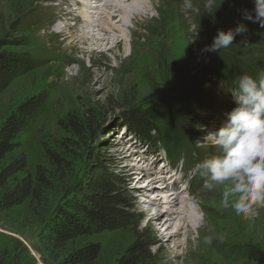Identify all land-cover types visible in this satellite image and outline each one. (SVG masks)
<instances>
[{
  "label": "rangeland",
  "instance_id": "374dc122",
  "mask_svg": "<svg viewBox=\"0 0 264 264\" xmlns=\"http://www.w3.org/2000/svg\"><path fill=\"white\" fill-rule=\"evenodd\" d=\"M71 1L0 0V40L15 41V45L6 49L24 53L32 61L31 68L0 93V127L28 97L40 93L48 96L39 116L19 137L20 147L12 155L25 154L28 169L35 174L38 165H46V149H56L60 140L72 137L80 141L78 157L73 161L74 173L69 179V184H73L87 169L89 151L102 150L106 166L121 176L127 189H135L130 192V198L134 211L142 214L141 228L156 232V245L152 248L154 259L148 264H259L248 252L264 253V208H258V214L252 219L238 217L230 205L225 206L221 202L218 190L203 188V180L192 172L196 163L219 152L211 144L198 147L195 142L225 122V114L235 107L231 94L233 88L226 89L221 80L211 78L206 101L195 114L199 123L195 128L179 130L181 149L172 160L165 157L159 147L161 143L155 142L157 138L139 142L122 120L157 101H173L187 81L201 76V71L207 66L221 61H229L227 67L232 65L231 71H241L242 75L258 77L264 73V28L244 20L242 15L243 9L251 11L254 8L253 0H218V4L222 3L212 14L204 13L202 0H194L198 13L185 11L183 0H148L151 7L146 15L140 14L127 23L134 30L133 43L131 32L127 30L123 43L105 55L97 51L92 54L76 51L74 56L83 61L84 68L74 60H52L44 53V35H47L44 41H51L53 30L61 28L65 22L75 28L81 26L79 19H68L73 17L69 15V10L73 9V6L69 8ZM127 4L131 2L127 1ZM239 23L246 24L248 30L236 35L233 45L217 53L202 52L206 45L212 43L217 29L227 31ZM63 38L59 36V39ZM88 111L94 113L99 129L79 140L64 125L69 116L82 118ZM151 134L155 136L154 131ZM123 147L127 152H123ZM137 158H143L145 170L138 169ZM171 172L178 175L177 185L190 186L189 192L184 190L182 194L184 198H191L193 203L190 202V206L202 202L212 208L207 210L212 224H219L220 210L227 208H224L228 212L227 229L220 238L222 243L217 244L218 247L211 246L210 255L206 258L194 259L185 255L180 247L177 254L173 253L169 248L174 243L167 239L177 223L174 222L169 230L166 227L162 229L172 213L163 214L164 208H160L163 202L152 211L147 202L143 203L144 199L149 201L147 195L157 192V189L147 186L150 179L163 173L158 186L164 189V179L171 180L165 174ZM57 191L58 195L53 194L49 205L53 208L62 202L64 196L62 185ZM48 207L34 212L26 202L10 211L0 212V249L14 253L17 262L61 264V259L52 260L44 252L38 239L43 223L50 215L51 208ZM132 234L130 230L106 231L81 237L76 244L100 243L98 264H112L123 248L131 243ZM180 240L185 242L183 236L178 238ZM74 245L70 244L69 248Z\"/></svg>",
  "mask_w": 264,
  "mask_h": 264
},
{
  "label": "trees",
  "instance_id": "16d2710c",
  "mask_svg": "<svg viewBox=\"0 0 264 264\" xmlns=\"http://www.w3.org/2000/svg\"><path fill=\"white\" fill-rule=\"evenodd\" d=\"M15 44V41L0 40V93L32 65L28 55L6 49ZM228 64L229 61H221L220 64L207 66L201 71V76L183 85L173 101H157L132 115H126L122 119L125 127L139 142L157 138L155 142L161 143L159 147L165 157L172 160L181 149L179 130L195 128L199 123L195 114L206 101L211 78L221 80L226 89L235 88L242 74L241 71H231L233 66L227 67ZM248 75L257 78L254 74ZM47 99L44 93L28 97L0 127V212L10 211L26 202L34 212L45 210L62 185V202L56 208L49 206L50 215L38 235L41 247L52 260L61 259V264H98L102 248L100 243L89 241L76 244V241L106 231L130 230L133 233L131 243L123 248L112 264L152 262L156 232L141 228L142 214L134 211L130 198V192L135 189H127L121 176L106 166L102 150L89 151L87 169L73 184H69V179L74 173L73 161L78 157L80 141L72 137L60 140L56 149L47 148L46 165H38L35 174L28 169L25 154L12 155L20 147L19 137L39 116ZM64 126L79 140L99 129L91 111L82 118L69 116ZM151 131L155 132V136ZM70 244L75 245L69 248ZM248 254L257 263L264 264V253L249 250ZM24 262H17L14 253L0 249V264H28Z\"/></svg>",
  "mask_w": 264,
  "mask_h": 264
},
{
  "label": "clouds",
  "instance_id": "9594fccd",
  "mask_svg": "<svg viewBox=\"0 0 264 264\" xmlns=\"http://www.w3.org/2000/svg\"><path fill=\"white\" fill-rule=\"evenodd\" d=\"M222 2L202 0L204 13L212 14L214 9L216 12ZM253 4L251 11L243 9V19L264 28V0H253ZM183 8L199 12L194 0H183ZM247 30L244 23L227 31L217 29L212 43L202 52L227 49L233 45L236 35ZM231 94L235 107L225 114V122L195 142L198 147L211 144L219 152L196 163L192 172L203 180V188L218 190L221 202L230 205L236 216L252 219L258 214V208H264V73L257 78L240 76ZM203 242L210 245L212 237L205 236Z\"/></svg>",
  "mask_w": 264,
  "mask_h": 264
},
{
  "label": "bare ground",
  "instance_id": "6f19581e",
  "mask_svg": "<svg viewBox=\"0 0 264 264\" xmlns=\"http://www.w3.org/2000/svg\"><path fill=\"white\" fill-rule=\"evenodd\" d=\"M127 1L131 2V4L128 5ZM138 1H140V3ZM71 3L72 5L68 7L72 8L73 6L74 10L70 9L69 15L71 14L73 17H69L68 19H79L81 26L78 27V25V28H75L71 26V24L65 22L61 28L53 30L54 35L51 41H44L43 38L47 36L44 34L42 40L43 43H45L44 53L49 56V59H56L61 62L65 60H74L79 64L80 68H84V64L81 59L74 56L76 51L77 53L80 51L84 54H92L97 51L105 55L108 51H113L115 46L123 43L127 35V30H129V33L131 32V42L133 43L134 30L127 23L133 20L134 17L144 15L148 12V8L151 7L149 6L148 0H72ZM60 5L62 6V3ZM141 5L142 8L140 9L139 6ZM117 33H119L120 36H118ZM59 36H63L64 38L61 40ZM40 37L41 36H39V38ZM132 46L134 47L135 44H132ZM123 150V152H127L125 147H123ZM129 155L131 156L132 154L130 153ZM136 162L138 169H146V167L144 168L145 161L143 158H137ZM158 174L159 175L153 177L152 180L150 179L147 185L150 189H157V192L149 196L147 195L146 197L149 201L144 199L143 203L147 202V206L152 211L153 208L163 202L160 207L164 208L163 214L172 213L171 217L165 221L162 227V229L166 227V230H169V227H171L174 222L177 223L176 229L170 233L167 239V241L174 243V246H170L169 249L177 254V249L180 247L185 255H191L194 259L198 257L206 258L210 255L209 248H211V246L216 247L215 245H220V243H222L220 238L224 236L227 229V208L224 207L226 209L223 208L220 210L221 220L218 225H214L208 219L207 210L212 209L209 205L200 202L190 206V202L193 203L191 198H184L182 196L184 190L189 192L190 186L177 185L179 178L176 172L165 174V177H169L171 180L166 181V179H164V189H160L161 187L158 186V182H162L163 180V173ZM134 180L136 181V179ZM161 193L165 195H161ZM180 236L185 238V242L181 240L178 241ZM205 236L212 237V243L210 245L204 244L203 240Z\"/></svg>",
  "mask_w": 264,
  "mask_h": 264
}]
</instances>
